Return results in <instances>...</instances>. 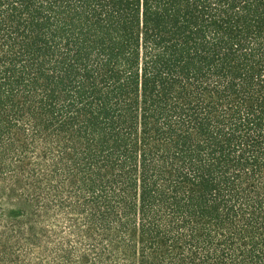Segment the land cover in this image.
<instances>
[{
	"label": "trees",
	"instance_id": "1",
	"mask_svg": "<svg viewBox=\"0 0 264 264\" xmlns=\"http://www.w3.org/2000/svg\"><path fill=\"white\" fill-rule=\"evenodd\" d=\"M0 264H264V0H0Z\"/></svg>",
	"mask_w": 264,
	"mask_h": 264
}]
</instances>
